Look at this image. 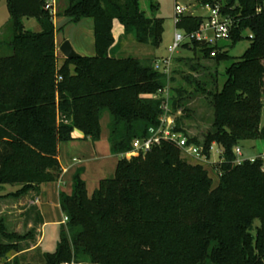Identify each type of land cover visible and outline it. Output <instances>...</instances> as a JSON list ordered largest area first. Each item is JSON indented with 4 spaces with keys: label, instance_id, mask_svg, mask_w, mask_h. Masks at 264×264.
Here are the masks:
<instances>
[{
    "label": "trees",
    "instance_id": "obj_1",
    "mask_svg": "<svg viewBox=\"0 0 264 264\" xmlns=\"http://www.w3.org/2000/svg\"><path fill=\"white\" fill-rule=\"evenodd\" d=\"M139 1L64 0L57 17H65L66 24L92 20L94 54L64 57L58 65L56 26L44 0H6L9 36L0 39V187L19 188L4 196L18 197L56 181L58 144L74 139V130L82 139L99 140L104 110L111 115L109 142L118 155L114 176L102 179L91 196L78 175L72 193L59 194L67 221L60 224L56 249L42 262H19L14 256V264L79 263L82 257L92 264H264V158L236 164L233 153L240 141L264 139V13L255 12L264 0H199L203 6L218 4L232 20L231 43L191 47L199 46L219 65L231 58L228 48L249 40L211 94L212 129L203 143L187 138L203 145L205 153L213 142L222 149L215 187L202 165L179 157L181 149L173 142L161 141L130 159L123 155L135 137L159 125L163 112L162 100L154 96L164 88L165 74L152 62L110 54L115 21L137 42L160 45L163 19L146 15ZM150 7L156 10L157 4ZM24 18H33L40 30L26 28ZM202 22L200 16L181 14L175 27L190 33ZM176 106L170 103L171 110ZM174 131L182 133L178 122ZM0 235L9 241L0 242V257L21 250L25 237L8 231L3 219Z\"/></svg>",
    "mask_w": 264,
    "mask_h": 264
},
{
    "label": "rangeland",
    "instance_id": "obj_2",
    "mask_svg": "<svg viewBox=\"0 0 264 264\" xmlns=\"http://www.w3.org/2000/svg\"><path fill=\"white\" fill-rule=\"evenodd\" d=\"M157 4L156 10H151L150 3ZM140 8L145 11L148 16H157L163 19V34L162 41L158 47H152L147 44L139 43L135 39L133 41L128 40L125 45H119L115 48L111 55L115 57H138L142 60L151 62V60L160 61L164 57H171V63L167 74L164 78V87H166L170 103L173 107V101L177 102L176 109L172 110V118L175 120V124L178 122L182 130V135L186 138L197 137L200 143H203L204 134L212 129L214 111L211 103V94L215 88L221 86L224 81V70L233 61L238 59L243 52L249 46L248 39H242L238 41L233 47L228 48V54L231 57L229 60H223L217 65L214 59L205 57L200 51L199 46L191 47L192 43H187L186 46L180 45L172 53L169 51L168 46L173 42V35L176 29L175 21L177 13L175 11V5L179 4L188 8V11L183 13V15H195L200 16L203 20L208 16L209 10L206 6L200 4L199 0H140ZM58 11H60L64 6V0L58 1ZM9 14L7 11L6 0H0V39H5L9 36ZM23 22L26 28L37 30L39 26H36V22L33 18H24ZM57 25V21H56ZM79 26L70 24L60 30L56 28V39L63 38L68 40L73 49L77 52L80 44L85 46H90L92 42V37L84 34L78 30ZM200 29V27H199ZM76 30V31H75ZM183 34H188L183 30H178ZM132 34V33H131ZM248 32H245L247 35ZM128 34L124 33V36ZM208 43L210 46L217 44L218 46L229 45L231 42L229 39L213 40L212 32L207 33ZM62 41V42H63ZM187 40H185V43ZM194 43V42H193ZM217 51V50H216ZM79 54V53H78ZM64 56L58 50V64L61 65ZM156 70L161 71V63L159 67L154 65ZM217 75V77H216ZM181 90L180 93L177 91ZM107 114V113H106ZM104 117V114H102ZM108 115V114H107ZM261 126L264 127V109L261 115ZM78 131V130H74ZM241 148V159H250L256 157L264 158V139H250L243 140L238 143ZM214 150L208 155L207 161H201L194 157L186 155L183 151H179L178 155L181 159L185 160L187 163L192 165L200 164L207 171L208 175L212 180V187H215L219 181V175L216 170L218 163L222 161V154L218 152L220 148L219 145L213 147ZM222 152V150H221ZM113 176V175H110ZM10 187L12 185H5ZM9 188L7 191H10ZM13 199H6L1 201L0 205V215L1 213L7 215V229L12 232L14 230L20 235L24 236L27 241H20L19 247L24 248L29 245L28 242H33L35 234H37L36 228L37 223L33 222V225L23 224V220H18L14 214L10 211H14ZM4 210V211H3ZM55 218L63 219V215ZM18 222H21L19 225ZM29 222V221H28ZM259 225V220L256 219L254 227ZM59 228L60 224H51L48 227L42 229L41 242L38 248L31 253L20 254L16 256L19 262H32L39 263L43 261L45 253L53 252L59 241ZM255 228L253 229V233ZM40 234V233H39ZM0 242L7 243V239L0 235ZM14 252H9L4 257H0V264H14L13 260ZM78 264H92L86 258L82 257Z\"/></svg>",
    "mask_w": 264,
    "mask_h": 264
},
{
    "label": "crops",
    "instance_id": "obj_3",
    "mask_svg": "<svg viewBox=\"0 0 264 264\" xmlns=\"http://www.w3.org/2000/svg\"><path fill=\"white\" fill-rule=\"evenodd\" d=\"M66 22L67 19L65 17L60 16L58 17L57 25L55 23V26L56 28H60V30H63L64 27L73 24H66ZM36 24V26H39L37 22ZM74 25L79 26L78 30H80L83 35L87 34L93 39V23L91 19L84 18L79 22L74 23ZM36 29L37 30L35 31H39L40 27H36ZM131 33H127L128 35L124 36V29L122 25L115 21L113 25L115 43L110 49V54L119 45H125L128 40L133 41L134 35L133 33ZM63 38L57 40L55 34V46L57 57L59 50L58 48L62 43ZM77 53L85 56L93 55V40L89 48L88 46L80 44ZM151 62L155 63L156 60H151ZM102 114H104V117ZM102 114L100 117L101 134L99 140L92 141L90 139H82V134L79 131H74V139L66 142H60L58 144V161L61 167V173L56 181L43 183L38 186H35L34 188L30 189L27 193L18 197L4 196L8 193L15 192L19 188L18 185H12L10 187H6L4 185L0 187V196H3L2 198H0V205L2 200H6L8 198L14 200L13 207L15 208V210H11V213L8 214L16 215L15 217H18V220H23V224L26 225L29 224L32 226L33 220L34 223H37L36 225L38 227L36 228L37 234H35L33 242L29 239L28 242L30 244L25 246L24 248H21L18 253L13 254V257L20 256V254L34 252V250L38 248V245L41 242L42 229L50 226L51 224L62 223V220H60V218H55L59 216L58 214L64 216L59 205V194L65 193L70 195L72 193L74 186V178L76 175H78L85 182L88 196H91L94 190L98 188L99 182L102 179L112 178L114 176L118 161V155L112 150L109 142V125L111 121V115L108 110H104ZM9 188L12 189H10V191H7ZM0 219H3L5 225H7V215L1 213ZM18 223L19 225L21 224V222ZM14 232L17 231L14 230ZM27 239L28 238L23 241H27Z\"/></svg>",
    "mask_w": 264,
    "mask_h": 264
},
{
    "label": "built area",
    "instance_id": "obj_4",
    "mask_svg": "<svg viewBox=\"0 0 264 264\" xmlns=\"http://www.w3.org/2000/svg\"><path fill=\"white\" fill-rule=\"evenodd\" d=\"M212 6V7H211ZM206 7L209 10L208 16L203 20L200 25V29L190 32L188 34H183L178 30L175 31L173 35V42L168 46L169 51L172 53L175 51L180 45L185 43H193V42H201L204 43L208 40L207 33L212 32L213 40H222L229 39L230 32L232 29V20L228 16H223L220 12V7L218 4L209 5ZM44 8L48 10L56 23L58 17V0H44ZM175 11L177 15H181L188 11V8L179 4L175 5ZM255 12L258 14L264 13V1L257 2ZM251 36V35H250ZM208 42V41H207ZM216 50H213L210 54L211 56H215ZM159 63H161L162 69L160 72L167 74L171 57H164L160 59V61H156L154 63L155 66L159 67ZM154 97L160 98L162 115L160 116V123L157 126H150L148 128L147 134L143 137H135L132 140V149L128 152H125L123 155L130 159L132 156L137 155L139 152L149 151L152 146L159 144L161 141H170L173 142L176 146L181 149L186 155L194 157L201 161H207L208 155L214 150L216 143H211L208 148V153L204 152L203 145H197L193 143H188V139L181 134V132L174 131L175 120L172 118V110L170 107V98L169 93L164 87L161 89ZM222 149H219L218 152H221ZM233 153L235 154L234 163L239 164L243 160L241 159L242 153L241 148L236 145L233 148ZM75 160V159H74ZM251 161L254 158H250ZM67 221V216L64 215L62 219V223ZM63 264H78L75 262H66Z\"/></svg>",
    "mask_w": 264,
    "mask_h": 264
},
{
    "label": "water",
    "instance_id": "obj_5",
    "mask_svg": "<svg viewBox=\"0 0 264 264\" xmlns=\"http://www.w3.org/2000/svg\"><path fill=\"white\" fill-rule=\"evenodd\" d=\"M58 49L65 58H76L77 56H79V54L73 49L71 43L68 40H64L60 44Z\"/></svg>",
    "mask_w": 264,
    "mask_h": 264
}]
</instances>
